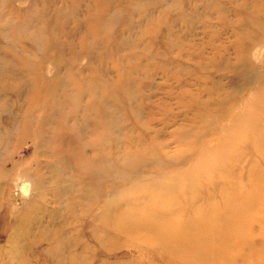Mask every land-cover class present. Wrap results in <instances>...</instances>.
Masks as SVG:
<instances>
[{
    "label": "rangeland",
    "instance_id": "374dc122",
    "mask_svg": "<svg viewBox=\"0 0 264 264\" xmlns=\"http://www.w3.org/2000/svg\"><path fill=\"white\" fill-rule=\"evenodd\" d=\"M261 94L264 0H0V264H173L139 229L109 248L108 202L190 168L229 109ZM253 114L233 124L249 154L223 179L252 199L234 201L245 219L210 264H264V113ZM218 182L201 185L203 200L219 199Z\"/></svg>",
    "mask_w": 264,
    "mask_h": 264
},
{
    "label": "bare ground",
    "instance_id": "6f19581e",
    "mask_svg": "<svg viewBox=\"0 0 264 264\" xmlns=\"http://www.w3.org/2000/svg\"><path fill=\"white\" fill-rule=\"evenodd\" d=\"M262 90L263 88L260 89V91ZM251 99L256 101L253 109L244 108V106L242 109H237L236 113L232 112L234 109H229L231 112L229 113L230 122L226 129L221 130L219 143L213 144V146L200 145L198 156L195 162L190 165V168L176 171V173L172 171H169L172 173H161L163 181L154 180L144 185L134 184L126 187L120 191L118 201L111 199L108 202L106 216H109L112 241L109 248L121 244L124 241L123 238L133 236L131 231H135L138 236L139 229L142 232L143 240L149 244L148 246L158 245L162 247L167 253L168 260L173 264L178 261L194 264L191 261L196 260L195 252L203 264H210L211 255L218 253V250L220 251L221 247L227 242V233L237 229L241 221L245 219H241L242 216L244 217L241 214L242 211L236 210V208L233 209L234 201L245 204L252 199L250 185L244 187L240 183L233 182L234 180H223L226 178L225 175L229 177V173L231 178L233 173L236 175L237 169L235 168L240 163L242 164L244 160L241 159L249 154L245 149H240L239 152L235 151L238 150L234 145L235 142L239 139L249 138L250 135L234 132L233 124L235 123L236 126H250L253 119L259 121L257 114L252 115V111L259 110L264 113V94H261L255 100L253 97ZM53 138L55 139V135ZM59 138L62 140V137ZM192 145L194 144L192 143ZM73 146L76 147L75 144ZM243 146L250 149L252 143L248 141ZM209 147L216 149L211 153L207 151ZM208 156L214 158V160L204 163ZM250 171L249 167L246 177H249ZM242 175L245 174L242 172ZM213 180L219 181L217 186L221 191L220 197L216 201L208 192L206 199L203 200L202 192L206 189H203L201 185L208 181V185L210 183L211 186ZM252 181L254 180L252 179ZM260 184L258 183V185ZM112 186L113 184L109 185V187ZM212 187L217 189L215 186ZM147 189L150 190L149 195L144 194L147 197L141 198L138 196V191L142 190L144 192ZM239 197L242 199H238ZM255 198L254 201L257 202ZM122 200H125L124 203L127 204L121 205ZM181 202L184 203V206L181 205Z\"/></svg>",
    "mask_w": 264,
    "mask_h": 264
}]
</instances>
